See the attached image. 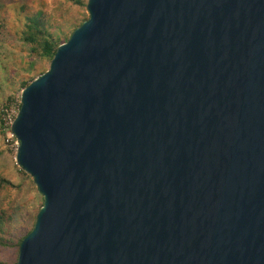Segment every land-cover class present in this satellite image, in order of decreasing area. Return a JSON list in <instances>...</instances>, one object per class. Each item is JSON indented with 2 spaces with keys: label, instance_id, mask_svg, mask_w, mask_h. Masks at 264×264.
Wrapping results in <instances>:
<instances>
[{
  "label": "water",
  "instance_id": "1",
  "mask_svg": "<svg viewBox=\"0 0 264 264\" xmlns=\"http://www.w3.org/2000/svg\"><path fill=\"white\" fill-rule=\"evenodd\" d=\"M86 10L20 94L16 264H264V0Z\"/></svg>",
  "mask_w": 264,
  "mask_h": 264
},
{
  "label": "rangeland",
  "instance_id": "2",
  "mask_svg": "<svg viewBox=\"0 0 264 264\" xmlns=\"http://www.w3.org/2000/svg\"><path fill=\"white\" fill-rule=\"evenodd\" d=\"M87 1L82 0L84 4ZM34 16L41 18L62 45L88 13L85 7L67 0H0V118L3 108L18 105L24 85L49 69L50 61L41 59L40 49L34 50L24 39L27 19ZM7 138L0 128V181L10 182L0 187V214L11 217L10 234L0 235V261L16 264L17 240L32 227L43 199L31 177L16 165V152Z\"/></svg>",
  "mask_w": 264,
  "mask_h": 264
},
{
  "label": "trees",
  "instance_id": "3",
  "mask_svg": "<svg viewBox=\"0 0 264 264\" xmlns=\"http://www.w3.org/2000/svg\"><path fill=\"white\" fill-rule=\"evenodd\" d=\"M67 1H70L76 5L83 6L86 8V4H84L82 2V0H67ZM87 19L88 18H86L84 21H86ZM27 22H28L27 25L29 27L27 28L28 32L24 33L25 41L29 45H33L35 47L34 50H37V47H38V49H40V58L41 59H48L49 61H51L56 50H57V48L60 46V44H58L53 39V37L51 36V33L49 32L48 26H46V24H44L41 21L40 17L34 16L32 18L27 19ZM82 22L78 25V27L81 26ZM78 27H76V28H78ZM33 29H34V31H33ZM27 86H28V83H26L24 85V88ZM0 128H1V125H0ZM2 185H10V182H8L6 180H1L0 181V187ZM35 219L36 218H34V220H33L32 227L26 233H24L21 237L18 238L17 243H16L17 247L20 246V243L22 242V240L32 231V229L34 227ZM10 220H11L10 216H8L6 218L3 215V212L0 214V235L10 234V232H9ZM0 264H6V263L0 261Z\"/></svg>",
  "mask_w": 264,
  "mask_h": 264
},
{
  "label": "built area",
  "instance_id": "4",
  "mask_svg": "<svg viewBox=\"0 0 264 264\" xmlns=\"http://www.w3.org/2000/svg\"><path fill=\"white\" fill-rule=\"evenodd\" d=\"M20 108V101L18 105H14L11 109L1 110L0 125L3 132L8 136L7 142L10 143L11 148L16 152L18 148V142L11 132V127L15 121Z\"/></svg>",
  "mask_w": 264,
  "mask_h": 264
}]
</instances>
